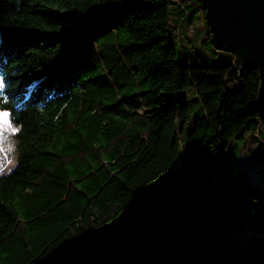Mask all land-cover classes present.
<instances>
[{
  "label": "trees",
  "instance_id": "1",
  "mask_svg": "<svg viewBox=\"0 0 264 264\" xmlns=\"http://www.w3.org/2000/svg\"><path fill=\"white\" fill-rule=\"evenodd\" d=\"M171 4L0 0V109L20 128L0 264H264V190L239 167L252 135L264 155L260 73L233 52L190 64ZM253 204L258 232L235 240Z\"/></svg>",
  "mask_w": 264,
  "mask_h": 264
},
{
  "label": "rangeland",
  "instance_id": "2",
  "mask_svg": "<svg viewBox=\"0 0 264 264\" xmlns=\"http://www.w3.org/2000/svg\"><path fill=\"white\" fill-rule=\"evenodd\" d=\"M177 4L170 5L172 42L183 52L190 64L221 65L232 60L230 51L215 47L212 39L207 36L209 29L204 0H176ZM178 50V51H179ZM235 55V54H234ZM191 110V119L187 125L189 131L193 122L199 116V103L195 89L191 87L186 92ZM16 163V161H13ZM239 167L246 176L248 184H256L264 190V155L260 150V140L252 135L240 147ZM12 170V169H11ZM226 169L221 173L224 176ZM260 210L259 204L250 205L245 214L234 224L232 235L235 240L246 232L257 233L255 215ZM264 228V222L261 224ZM171 249L162 251L153 264H162L170 257ZM166 264V263H164Z\"/></svg>",
  "mask_w": 264,
  "mask_h": 264
},
{
  "label": "water",
  "instance_id": "3",
  "mask_svg": "<svg viewBox=\"0 0 264 264\" xmlns=\"http://www.w3.org/2000/svg\"><path fill=\"white\" fill-rule=\"evenodd\" d=\"M211 39L233 52L238 67L257 69V104L264 116V0H204Z\"/></svg>",
  "mask_w": 264,
  "mask_h": 264
},
{
  "label": "clouds",
  "instance_id": "4",
  "mask_svg": "<svg viewBox=\"0 0 264 264\" xmlns=\"http://www.w3.org/2000/svg\"><path fill=\"white\" fill-rule=\"evenodd\" d=\"M7 111L0 109V112ZM20 128L13 123L7 126L0 124V175H6L11 169L17 166V147L18 141L16 134ZM16 161L17 163H13Z\"/></svg>",
  "mask_w": 264,
  "mask_h": 264
},
{
  "label": "snow or ice",
  "instance_id": "5",
  "mask_svg": "<svg viewBox=\"0 0 264 264\" xmlns=\"http://www.w3.org/2000/svg\"><path fill=\"white\" fill-rule=\"evenodd\" d=\"M39 82H34L31 87L36 88L37 84ZM6 88V84L3 79H0V94L4 92V89ZM0 102H6V97L3 95H0ZM12 123V117L11 114L8 111H2L0 112V124L7 126L8 124ZM18 135V133H14Z\"/></svg>",
  "mask_w": 264,
  "mask_h": 264
}]
</instances>
